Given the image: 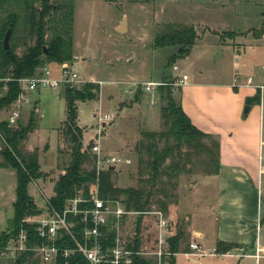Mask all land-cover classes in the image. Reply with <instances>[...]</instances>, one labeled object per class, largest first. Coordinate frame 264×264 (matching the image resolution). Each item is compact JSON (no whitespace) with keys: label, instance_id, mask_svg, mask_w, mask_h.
<instances>
[{"label":"rangeland","instance_id":"rangeland-1","mask_svg":"<svg viewBox=\"0 0 264 264\" xmlns=\"http://www.w3.org/2000/svg\"><path fill=\"white\" fill-rule=\"evenodd\" d=\"M52 4L69 3L73 6V59L78 63L80 77L86 79L89 73L98 86L95 100L77 104L78 124L84 128L82 149H90L97 133V118L100 115L112 117L101 133V148L105 156L129 159L130 165H117L111 175L114 187L118 189L138 188L147 179V175L138 174V147L147 144L145 133H163L168 131L167 124L161 117V109L166 105V91L155 89L150 96L143 91L145 83L163 84L164 77H171L177 82L182 75L186 84L201 82L231 81L232 68L243 65L245 71L238 72V78L245 80L258 75V83L263 82L264 38H255L251 31L259 30L263 21L264 0H50ZM125 24L122 32L117 31L121 23ZM168 24L192 26L198 36L188 59L176 61L166 68V59L174 52L173 48L155 50L152 46L155 35ZM28 42V45H31ZM225 46V51L219 48ZM24 47L16 50L22 55ZM239 52L240 57L237 53ZM82 65V66H81ZM85 66V68L83 67ZM53 68V67H52ZM176 68V70H174ZM198 72L202 74L199 75ZM181 87V88H182ZM191 87V86H190ZM102 88V89H101ZM171 97L175 103L180 93L172 87ZM180 88V90H181ZM112 89H118L122 96L112 106L109 98ZM179 89V88H178ZM192 89V88H190ZM216 90H220L217 88ZM237 90V88H232ZM181 92V91H180ZM232 93H236L232 91ZM113 98V95H111ZM102 98V99H101ZM26 106L20 108L17 124L25 126L33 114L35 129L22 143V150L27 153L37 151L39 164L44 178L27 187V193L37 204L42 203L43 194L53 195L52 187L59 175L70 162L71 143L60 125L65 120L66 106L63 96L54 90L42 89L28 92ZM103 100V104L101 101ZM225 107L229 110L232 99L226 98ZM240 108L241 121H246L250 129L257 126L258 141L264 140V89L262 90L261 129L255 109L244 114ZM115 108V110L113 109ZM121 112H124L121 115ZM93 115L96 117L93 118ZM7 114L0 113V121H5ZM236 122H233L235 124ZM173 144V140H169ZM208 144L209 142L206 141ZM164 141L159 142L162 149ZM2 146L0 145V148ZM261 149L260 166L263 172L255 180V216L247 222L248 240L256 247L258 259L242 258L240 264H264V146ZM185 151V150H184ZM183 151V154H184ZM90 154V152H89ZM91 158L83 165L90 171L95 167ZM146 160L147 158L143 156ZM0 161L2 163L3 159ZM169 160L167 161V163ZM220 164V162H219ZM216 169L209 158L203 155H191L185 172L173 181L170 190L174 198L168 204L165 216L177 229L184 231L185 241L180 251L188 247L192 232L203 233V239H210L214 230L213 193L214 184H202L211 178ZM15 172L10 168H0V232L10 227L13 217L15 198ZM157 199V198H155ZM160 199V198H159ZM158 200V199H157ZM160 211L156 204L150 206V212ZM137 216H129L122 224L121 232L128 238L133 236ZM145 240H152V219L144 216L141 220ZM249 249L250 247L247 246ZM243 256V255H242ZM35 261V262H34ZM195 258L177 257V264H196ZM203 262V261H202ZM232 264H235L230 260ZM204 263V262H203ZM28 264H41L33 258Z\"/></svg>","mask_w":264,"mask_h":264},{"label":"trees","instance_id":"trees-1","mask_svg":"<svg viewBox=\"0 0 264 264\" xmlns=\"http://www.w3.org/2000/svg\"><path fill=\"white\" fill-rule=\"evenodd\" d=\"M259 30L251 31L255 38L264 35V13ZM73 6L71 4H52L50 0H0V79H9L6 92L0 96V113L9 108L20 96L19 80L37 75L42 68L50 64H62L73 61ZM10 31L9 49L4 50L3 39ZM198 36L192 26L168 24L157 33L152 46L155 50L173 48L166 59V68L178 60H185L195 46ZM31 42V45H28ZM24 47L22 55L16 54L17 48ZM163 84L156 89L166 91V105L161 109V117L168 124V131L163 133H145L147 144L138 147V174H146L147 179L138 188L118 189L111 181L113 170L107 169L99 173V198L102 200L119 201L126 211H133L139 216L136 220V236L134 244L138 246L142 213L150 212V206L156 204L165 215L168 204L174 196L173 181L186 173L191 155H203L216 166L210 175L219 173L220 144L217 137L203 133L197 129L183 112L181 105L175 103L172 95L171 77H164ZM180 93V88L177 89ZM99 89L97 85L86 84L81 89H65L63 99L66 106L64 122L60 125L68 141L71 143L70 162L54 182L50 203L61 211L66 200L74 197L76 191H82L85 198L89 197V188L96 180L95 167L90 171L83 165L91 158L88 149H82V130L77 126V104L96 99ZM261 92L256 90L253 98L246 100V106L259 105ZM35 129L34 117L31 113L25 126L13 128L7 122L0 121V168H10L15 172V200L12 206L13 217L10 227L0 232V256L7 245L15 240L21 231L26 232L27 248L42 243L37 237L34 227L22 221L28 216L40 214L37 202L28 195L30 183L44 178L39 164L37 151L31 153L22 150L28 135ZM173 140V144L169 140ZM164 141L162 149L158 144ZM209 142L208 144L206 143ZM185 150V151H184ZM184 151V154H183ZM145 156L147 159L145 160ZM169 162L167 163V161ZM157 198V199H155ZM160 198V199H159ZM166 217V216H165ZM78 230V228H77ZM109 244L114 232H109ZM64 245L72 247L68 236L64 237ZM185 241L184 231L177 229L169 239L170 252L177 254L182 242ZM62 246V245H61ZM237 245L217 242L215 250L218 254H227ZM186 250V249H185ZM36 260V259H35ZM167 264H176L172 255ZM33 262V253L29 250L19 253L14 264ZM35 262V261H34ZM87 264L82 257L73 258L70 264ZM133 264H151L134 258Z\"/></svg>","mask_w":264,"mask_h":264},{"label":"built area","instance_id":"built-area-1","mask_svg":"<svg viewBox=\"0 0 264 264\" xmlns=\"http://www.w3.org/2000/svg\"><path fill=\"white\" fill-rule=\"evenodd\" d=\"M53 67V68H52ZM176 70V68H174ZM264 72V66L261 68ZM9 79H0V96L6 92V83ZM21 94L19 98L5 109L8 126L14 127L20 118L21 106H26L28 92L50 89L63 95L65 89H81L86 84L103 85L102 82L80 77L78 63L72 62L62 64L46 65L42 70L31 78L21 79ZM241 79L234 78L232 87L241 86ZM183 79L173 81L172 87L184 86ZM162 84L145 83L144 94L150 96L154 90ZM242 86H250L259 90L264 89L263 82L258 83V75L249 76L243 80ZM96 116L94 115V118ZM110 115H100L97 118V133L89 152L94 159L96 169V180L90 185L89 197L85 198L82 191H76L74 197L65 201L61 211L50 203L51 197L43 194L42 203L39 205L40 214L28 216L23 223L34 227L37 237L42 243L33 248H27V234L21 231L17 238L11 241L1 257L13 258L24 251H31L33 258L41 264H70L73 258L80 256L87 264H133L134 258L150 261L151 264H167V258L179 255L186 258H195L196 264H204L206 258L218 257L215 247L205 248L202 243V235L192 232L188 248L177 254H172L169 247V239L174 236L176 230L171 221L161 211L145 212L142 217L150 216L152 219V240L147 242L141 233L143 224L140 226L138 246L134 244L136 231L128 238L122 235L121 227L129 216H139L133 211H126L119 201L102 200L99 198V173L107 169L114 170L117 165H130L129 159L116 156H105L101 148V133L104 125L111 122ZM78 228V230H77ZM134 229H136V224ZM109 232H114V238L109 244ZM68 236L73 243L72 247L64 245V237ZM62 245V246H61ZM75 264H78L77 262Z\"/></svg>","mask_w":264,"mask_h":264},{"label":"crops","instance_id":"crops-1","mask_svg":"<svg viewBox=\"0 0 264 264\" xmlns=\"http://www.w3.org/2000/svg\"><path fill=\"white\" fill-rule=\"evenodd\" d=\"M195 45L197 47V44ZM225 49V46L219 48L221 52ZM237 55L235 57H240L239 52ZM187 59L188 57L182 60L180 65L184 64ZM83 67L85 68V66ZM245 70V66L235 65L232 68L231 81L228 83L222 80L205 83L198 81L197 83L186 84L180 90L179 103L185 115L197 129L217 137L220 144L219 173L202 183L214 184L212 196L214 205L212 208L215 212L214 230L210 233L212 242L209 239L202 238V243L207 249L215 247V244L219 241L237 245L227 254L204 259V264H232L230 260L235 264H240L242 258L256 261L260 257L256 254V247H252L248 240L249 226L247 222L251 221L256 215L255 180L260 179L263 172V167L260 166L259 162L261 149H258V146H264V140L258 141V128L256 125L253 129H250L246 121L239 120L241 119L240 108L246 105L247 99L253 98L256 89L250 86H242L243 80L240 78L241 86L237 87L236 91L232 90L234 78L240 76L237 73ZM198 74L201 75L202 73L198 72ZM182 75L181 77L180 75L176 76L181 79ZM85 77L86 79L96 80L92 73ZM217 88L220 90H216ZM232 91L236 93H232ZM111 95H113V98ZM120 96H122V93L118 89L110 91L109 98L113 99V107H116V102ZM260 96L259 105L254 104L248 107L249 112H252L253 108L255 109V117L258 115V126L260 125L261 129L262 91ZM226 98L232 99L229 110L225 107L224 100ZM101 103L103 104V100ZM113 109L115 110V108ZM123 114L124 112H121V115ZM78 122L77 115V126L82 130V139H84V128ZM233 122L236 123L233 124ZM107 126L105 124L104 129ZM200 234L203 237V233Z\"/></svg>","mask_w":264,"mask_h":264},{"label":"water","instance_id":"water-1","mask_svg":"<svg viewBox=\"0 0 264 264\" xmlns=\"http://www.w3.org/2000/svg\"><path fill=\"white\" fill-rule=\"evenodd\" d=\"M125 29V24L124 22L120 24V26L117 28V31L122 32ZM9 37H10V31H7L4 39H3V48L4 50L9 49ZM249 111V107H245L244 109V114H246ZM0 264H14V259L13 258H0Z\"/></svg>","mask_w":264,"mask_h":264}]
</instances>
